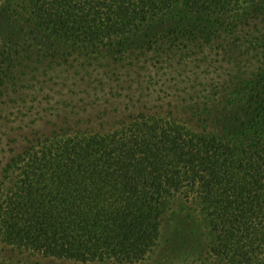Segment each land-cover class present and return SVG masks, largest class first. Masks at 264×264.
<instances>
[{"label":"trees","instance_id":"16d2710c","mask_svg":"<svg viewBox=\"0 0 264 264\" xmlns=\"http://www.w3.org/2000/svg\"><path fill=\"white\" fill-rule=\"evenodd\" d=\"M0 3L1 101L43 64L62 78L80 58L130 83L125 109L73 113L13 149L0 171V246L136 264L160 247L172 211L190 230L166 261L264 264V0Z\"/></svg>","mask_w":264,"mask_h":264},{"label":"rangeland","instance_id":"374dc122","mask_svg":"<svg viewBox=\"0 0 264 264\" xmlns=\"http://www.w3.org/2000/svg\"><path fill=\"white\" fill-rule=\"evenodd\" d=\"M20 19L26 28L34 27L25 8L20 9ZM226 65L229 69L230 64ZM60 68H68V64L55 70L60 71ZM224 69L223 66L217 72ZM53 71L54 69L48 67V64H43L36 76L33 74L24 76L25 84L19 88L18 92H13L10 97H6L5 102L0 100V171L9 157L15 153L13 149L19 151L27 141L26 135L34 129L49 130L65 116H71L73 113L76 114L75 117L78 114L92 113L93 115L98 112V107H108L114 111L119 106L121 109H125L128 99L125 96L130 91L124 86L127 87L130 83H124L122 81L124 76H117L113 72L109 74V77L103 75L105 67L100 60H93V62L83 58L74 60L73 65L69 66V71L63 73L65 76L62 78L53 79L56 74ZM67 75L69 78H65ZM91 103L93 106L87 107ZM187 205L189 206L187 211L198 221L201 249L207 250L209 232L200 216V208L195 202H187ZM181 214V219H185L184 212ZM181 219L170 211L164 219L160 247L147 260L136 264H197V262L185 263L180 260L170 263L163 257V249L167 248L170 243L173 244V238L178 233L184 232L185 229L190 230L189 225L184 222L185 220ZM182 228L183 230H181ZM202 256L205 258V253ZM0 258L7 260L12 258L15 264H122L111 261L84 263L46 258L39 254L4 249L2 245L0 246ZM207 263L210 264V261ZM199 264L202 263L199 262Z\"/></svg>","mask_w":264,"mask_h":264}]
</instances>
